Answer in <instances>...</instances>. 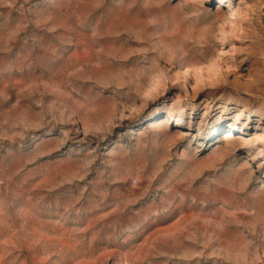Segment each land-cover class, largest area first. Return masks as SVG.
<instances>
[{
  "label": "rangeland",
  "instance_id": "1",
  "mask_svg": "<svg viewBox=\"0 0 264 264\" xmlns=\"http://www.w3.org/2000/svg\"><path fill=\"white\" fill-rule=\"evenodd\" d=\"M0 264H264V0H0Z\"/></svg>",
  "mask_w": 264,
  "mask_h": 264
},
{
  "label": "bare ground",
  "instance_id": "2",
  "mask_svg": "<svg viewBox=\"0 0 264 264\" xmlns=\"http://www.w3.org/2000/svg\"><path fill=\"white\" fill-rule=\"evenodd\" d=\"M121 53H123V52H121ZM117 57V56H116ZM117 61V60H116ZM132 61V60H131ZM114 64V63H113ZM121 64V63H120ZM134 65V64H133ZM125 66V65H124ZM138 66V65H137ZM27 123V122H26ZM226 133H228L226 136H225V138H229L230 136H231V134H229V132H226ZM195 262V261H194Z\"/></svg>",
  "mask_w": 264,
  "mask_h": 264
}]
</instances>
